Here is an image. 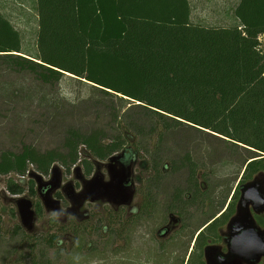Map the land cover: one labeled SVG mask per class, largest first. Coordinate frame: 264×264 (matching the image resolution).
<instances>
[{
    "label": "trees",
    "instance_id": "1",
    "mask_svg": "<svg viewBox=\"0 0 264 264\" xmlns=\"http://www.w3.org/2000/svg\"><path fill=\"white\" fill-rule=\"evenodd\" d=\"M37 11L36 56L22 53L19 31L0 11V63L47 87L66 75L92 84L99 116L107 114L127 136L108 143L103 129L70 128L62 152L25 147L3 154L0 175L18 176L8 184L12 194L23 193L30 166L44 176L56 163L76 165L80 156L133 159L124 140L158 135L163 141L182 126L241 152L245 179L264 172V0H240L239 25L231 28L193 25L189 0H37ZM112 99L131 106L113 112ZM182 164L194 185L199 167L189 154Z\"/></svg>",
    "mask_w": 264,
    "mask_h": 264
},
{
    "label": "rangeland",
    "instance_id": "2",
    "mask_svg": "<svg viewBox=\"0 0 264 264\" xmlns=\"http://www.w3.org/2000/svg\"><path fill=\"white\" fill-rule=\"evenodd\" d=\"M189 3L193 25L206 28L237 26L234 10L239 0H189ZM0 11L19 31L22 53L36 56L39 33L37 0H0ZM260 43L264 50V36L260 37ZM97 94L92 84L85 80L79 81L70 75H66L58 86L47 87L32 75L7 70L6 65L0 63V160L3 154H18L25 147H33L41 153L52 150L62 152L64 136L70 128L83 131L103 129L109 138L108 143L119 135L123 138L127 136V131L112 124V119L107 114L103 115L106 117H103L104 120L99 116L101 109L97 107V102H100ZM108 104L113 112L121 111L122 114L131 106L129 101L119 102L117 99H112ZM131 138L124 140V147H131L136 152L141 164L138 171L142 174V167L159 166L164 174L162 187L166 189L189 186L188 172L185 168H179L182 167L185 157L191 155L199 167L196 181L202 189L209 188V205L213 207L211 209L214 214L222 209L242 180L246 166L241 160L243 154L230 152L222 141L205 133L182 126L163 141L159 140L158 135L148 139ZM88 159L89 156H80V161L74 166L61 163L55 165L61 168L66 183L73 180L76 166L87 169ZM164 167L167 169L165 172ZM30 170L37 171L35 166H30ZM44 177L46 180L50 179V175ZM140 177L139 186H143V177ZM25 179L20 183L23 193L18 197L31 200L35 206L40 205L38 195L30 190V178ZM12 181H18L16 174L0 175V264H11L7 257L15 249L13 246L7 247L3 241H8L5 235L19 234L21 225L17 207L10 200L14 197L8 189V184ZM32 182L36 193V183ZM44 213L37 220L39 228L46 226L49 219H52L47 212ZM31 235L23 230L21 242L17 243L19 255L22 254L19 261L23 264H29L32 255L37 261L40 259L34 251L37 244H34V237ZM38 245L40 248L41 244ZM79 249L77 247L68 252L64 260L68 264H95L93 254L85 257ZM48 260L52 259L49 257Z\"/></svg>",
    "mask_w": 264,
    "mask_h": 264
},
{
    "label": "flooded vegetation",
    "instance_id": "3",
    "mask_svg": "<svg viewBox=\"0 0 264 264\" xmlns=\"http://www.w3.org/2000/svg\"><path fill=\"white\" fill-rule=\"evenodd\" d=\"M121 156L119 163L132 168L126 187L131 197L112 202L89 200L79 208L70 203L62 190H58L54 198L60 201V208L49 212L37 190L41 203L35 206L32 202L35 213L32 232L22 225L19 216V234L5 235L8 241L4 240L3 244L15 249L7 257L9 262L23 264L19 261L22 254L19 255L17 243L21 242L25 230L34 237L32 240L37 244L34 251L40 256L37 261L32 255L29 264H68L64 256L77 247L85 257L93 254L95 264H264V211L258 213L254 202L258 198L256 193L264 198V172L248 180L244 171L232 196L214 214L209 205V188L202 189L196 179L191 182L194 185L166 189L162 187V172L157 175L148 165L142 167L141 174L137 156L133 159ZM112 157L105 161L89 157L87 169L81 167L82 180L93 179L99 174L108 181L107 164ZM139 174L143 177V186H139ZM257 179L261 186L254 188L255 192L244 189ZM63 183H73L77 193L83 191L82 182L75 174L73 180L66 183L63 177ZM13 196L10 200L17 207V200L21 197ZM243 196L248 202L247 220L239 219ZM44 211L52 219L39 228L37 220ZM241 233L246 234L254 246H234L235 238ZM49 257L54 261H49Z\"/></svg>",
    "mask_w": 264,
    "mask_h": 264
},
{
    "label": "water",
    "instance_id": "4",
    "mask_svg": "<svg viewBox=\"0 0 264 264\" xmlns=\"http://www.w3.org/2000/svg\"><path fill=\"white\" fill-rule=\"evenodd\" d=\"M121 157V155L114 156L107 164L110 177L108 181L101 178L99 174H97L93 179L82 180L80 175L82 168L79 166L75 167L74 174L76 178L82 182L83 187V191L80 193L76 192L73 183H63V172L58 165H54L52 167L50 179L48 181L45 180L43 175L37 173L36 171H31L28 177L35 181L42 204L49 212H56L60 208V201L54 198V195L58 190H62L64 192L65 197L74 207L79 206L80 208L86 201L89 200L92 202L103 200L112 202L121 197H131L126 187L129 185L132 168L126 167L122 163L120 164L119 162ZM260 186V181L257 179L254 182L245 185L244 189L247 191L248 189H254ZM123 202L124 201H121V203ZM255 205L256 208H258V213L264 211V204L255 203ZM17 207L22 225L29 232H32L35 223V213L32 201L27 198H20L17 200ZM247 208L248 202L243 196L239 205L241 213V217H239V219L247 220L249 218L245 216Z\"/></svg>",
    "mask_w": 264,
    "mask_h": 264
},
{
    "label": "clouds",
    "instance_id": "5",
    "mask_svg": "<svg viewBox=\"0 0 264 264\" xmlns=\"http://www.w3.org/2000/svg\"><path fill=\"white\" fill-rule=\"evenodd\" d=\"M250 191L255 192L254 189ZM256 195L258 198L254 200V202L257 204H264V198L260 197L259 193H256ZM234 246L248 248L254 245H253V241L246 234L241 233L239 236L235 238Z\"/></svg>",
    "mask_w": 264,
    "mask_h": 264
},
{
    "label": "crops",
    "instance_id": "6",
    "mask_svg": "<svg viewBox=\"0 0 264 264\" xmlns=\"http://www.w3.org/2000/svg\"><path fill=\"white\" fill-rule=\"evenodd\" d=\"M239 1H240V0H239ZM236 24H237V26H238V25H239V22L237 21V23H236Z\"/></svg>",
    "mask_w": 264,
    "mask_h": 264
}]
</instances>
